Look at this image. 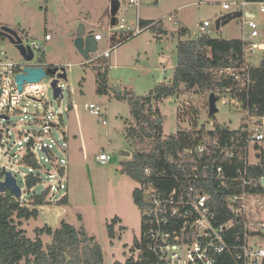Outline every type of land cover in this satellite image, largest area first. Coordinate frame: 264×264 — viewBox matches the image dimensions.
<instances>
[{"label": "rangeland", "instance_id": "rangeland-1", "mask_svg": "<svg viewBox=\"0 0 264 264\" xmlns=\"http://www.w3.org/2000/svg\"><path fill=\"white\" fill-rule=\"evenodd\" d=\"M242 1L141 0L138 16L158 22L159 29L148 27L140 34L113 41L108 13L110 0H0V32L4 26L14 28L25 43L42 42L46 32L50 33L52 38L46 41L44 51L37 50L35 61L43 57L44 61L64 67L66 71V78L59 77L58 81L63 96L55 97L50 85L42 100L31 99L27 112L11 114L9 119L0 122L3 127L0 163L16 176L22 199H29L31 194L41 193L51 185H54L53 199L69 196L67 205L39 206L37 218L22 219L21 227L29 237H36V227L45 224L58 227L65 220L78 228L84 226L97 238L104 251L105 264L125 261L133 253L134 241L142 233L143 215L134 197L139 183L122 170L123 160L131 157L125 156L123 151L132 154L125 132L131 111L123 93L128 88L134 95H146L160 82L171 80L178 65L177 44L190 36L181 33V28L195 36L200 32L198 24L208 20L211 25L206 31L211 36L240 39L243 16L219 27L216 21L227 13L241 10ZM224 3H230V8L224 9ZM246 10L264 24L259 4L248 1ZM137 13V8L127 2L119 15L126 17L127 24L135 25ZM171 16L174 19H169ZM81 23L86 31L94 30L104 37L89 59L74 44ZM110 46L111 56L99 57ZM0 50H4L10 60H24L9 38L0 39ZM98 67L107 68L108 93L98 92ZM117 88L122 92H117ZM183 99L201 109L199 127L204 125L213 130L215 125L221 124L234 130L243 123L245 111L239 102L235 104L232 100L234 105L225 104L220 97L218 111L210 115L209 108L203 106L204 98L190 91L158 103L165 134L175 133L179 126L190 127L189 118L178 119V106ZM91 102L100 104L104 114L96 115L87 110L86 104ZM46 123L49 126H45ZM31 137L43 168L34 169L42 181L28 191L25 175L31 171L22 157ZM42 143L54 153V159L45 153ZM103 151L111 155L105 165L96 159ZM258 153L264 154V141L257 147L249 146L250 163L259 161ZM115 217L119 221L114 227L115 238L111 239L107 226ZM42 238L44 242L50 241L48 235ZM261 242L264 244V238Z\"/></svg>", "mask_w": 264, "mask_h": 264}, {"label": "built area", "instance_id": "built-area-1", "mask_svg": "<svg viewBox=\"0 0 264 264\" xmlns=\"http://www.w3.org/2000/svg\"><path fill=\"white\" fill-rule=\"evenodd\" d=\"M119 1L117 23L111 25L109 21L113 41L130 38L149 27L142 25L138 16L141 0ZM127 2L138 10L135 25L127 24L126 17L119 15L122 5ZM247 2H240L241 10H238L243 16L242 51L238 65L220 71L222 78L234 83L213 91L217 100L221 97L225 104L234 105L233 100L235 104L239 102L242 105L245 116L238 128L240 133L230 142H222L220 134L206 136L179 151L177 158L170 159L172 166L162 173L145 168L150 182L138 181L137 189L142 191V204L138 206L142 210L143 225L141 236L135 239L140 248H136L134 243V254L137 256L145 250L151 255L153 264H264V244L261 242L264 238V175L253 170L259 161L250 163L248 159L249 146L264 141V115L256 114L249 104L244 106L239 95L249 91L251 67L264 58V24L257 21L251 11H245ZM254 3L259 4L264 14V1ZM223 8L229 9L230 3H224ZM210 25L208 20L200 22V32H207ZM51 38L47 33L42 42L23 41L33 50L31 60L24 58L16 62L6 58V52L0 50V122L9 119L11 114L27 112L31 99L42 100L46 96L53 76L39 82H26L20 90L16 75L28 65L50 66L46 61H35V58L37 50L44 51L46 41ZM103 38L100 32H95L98 42ZM111 51L110 46L99 57H109ZM86 109L96 115L104 114L103 107L94 102L86 104ZM0 134L3 137L1 123ZM238 155L242 162L234 172L232 167ZM257 155L260 160V153ZM96 159L105 165L111 160V155L103 151ZM6 171V166L0 163L2 181H5ZM0 199L25 200L22 194L17 197L8 188L0 191ZM220 201L227 204V212L231 214L228 220H221Z\"/></svg>", "mask_w": 264, "mask_h": 264}, {"label": "trees", "instance_id": "trees-1", "mask_svg": "<svg viewBox=\"0 0 264 264\" xmlns=\"http://www.w3.org/2000/svg\"><path fill=\"white\" fill-rule=\"evenodd\" d=\"M141 22L145 26L153 20L142 19ZM180 32L190 36L180 39L177 44L178 65L171 80L160 82L146 95H134L128 88L123 93L131 111V118L126 120L125 132L131 144L132 154L130 158L123 160L122 170L143 183L151 180L145 168L149 167L156 173H162L165 168L172 166L170 159L177 158L179 151L189 144H195L206 136L213 137L216 134L221 135L222 142H230L233 136L240 133L238 129L232 130L220 124L215 125L213 130L206 129L204 125L199 127L198 117L201 109L190 105L187 99H183L178 106V119L189 118L190 127L179 126L175 133H164L163 116L158 103L193 91L204 98L203 106L208 108L211 92L234 83L230 79L222 78L220 71L237 66L242 51L241 38H215L208 32H199L192 36L186 28H181ZM6 38L7 36L0 32V39ZM43 59L42 57L40 60L44 61ZM49 65L55 66V64ZM97 84L99 93L109 92L107 68L104 70L100 68L97 72ZM249 88L248 92L239 94L240 100L244 106L249 104L256 114L264 115V58L259 64L251 67ZM34 147V138L31 137L22 157V162L31 171L25 175L28 191L42 181L40 174L34 173V169L43 168L40 158L34 152ZM48 156L54 159V153L50 148H48ZM241 162L238 155L232 167L234 172L240 167ZM253 170L258 175H264V154H260V160ZM62 171L64 172V169ZM51 190L52 186H48L41 193L31 194L29 199L23 201L0 199V264L22 262L26 264H105L101 244L84 226L78 228L65 220H62L58 227L45 224L35 228V238L29 237L26 230L21 227L22 219L29 220L39 216V206L69 204L68 194L60 199H53ZM141 192L139 189L134 191L135 202L138 205L142 204ZM218 207L221 220L231 218L225 201H220ZM118 221L119 218L115 217L108 223L107 228L111 239L115 238L114 227ZM43 235H48L50 241L44 242ZM132 250L133 253L125 261L116 260L114 264H153V259L148 252L141 250L139 255L135 256V249L132 248Z\"/></svg>", "mask_w": 264, "mask_h": 264}, {"label": "water", "instance_id": "water-1", "mask_svg": "<svg viewBox=\"0 0 264 264\" xmlns=\"http://www.w3.org/2000/svg\"><path fill=\"white\" fill-rule=\"evenodd\" d=\"M120 8L119 0H111L110 3V23L111 25H115L117 23V12ZM253 15V14H251ZM242 16L241 11H235L227 13L220 18L217 19L216 25L219 27L221 24H225L229 22L233 18H238ZM1 32L4 33L7 38H9L15 46L20 50L23 57L27 60H31L34 56L33 50L30 46L26 47L23 43V38L20 33L11 27L4 26L1 29ZM74 44L76 48L80 51V53L86 58H90L91 52H95L98 48V40L95 39V31L89 30L86 31L85 26L81 23L77 30V36L74 40ZM53 76V80L51 82V87L53 89V93L55 97L63 96L62 87L58 85L59 77L66 78V71L64 67L60 66H49L48 68H44L43 66H26L22 72L16 75V82L20 90L23 89V85L26 82H39L45 77ZM58 76V77H56ZM117 92H122L119 88L116 89ZM208 108L210 115H214L218 111L217 107V96L214 92L209 94L208 100ZM159 122H162L159 120ZM49 126L48 123L45 126ZM52 125V124H50ZM2 139V134H0V140ZM42 149L48 155V149L45 145H42ZM125 156H131L130 151H123ZM5 181L0 179V191L6 190V188L10 189L17 197H20L22 194V189L19 186L16 176L12 173V171L7 170L5 173ZM135 247L140 248L138 242H135Z\"/></svg>", "mask_w": 264, "mask_h": 264}, {"label": "crops", "instance_id": "crops-1", "mask_svg": "<svg viewBox=\"0 0 264 264\" xmlns=\"http://www.w3.org/2000/svg\"><path fill=\"white\" fill-rule=\"evenodd\" d=\"M110 3H111V1H110ZM108 13H109V21H110V7H109V9H108ZM145 20H150V19H145ZM157 24H158V22H155V21H153L152 23H150V24H147V25H145V26H149V27H154L155 29H159L158 27H157ZM148 28V27H147ZM48 32H46V34H47ZM45 39V38H44ZM43 39V40H44ZM111 56V55H110ZM109 56V57H110ZM107 58V57H106ZM48 64H53V63H49L48 61H46ZM100 69V67H98V70Z\"/></svg>", "mask_w": 264, "mask_h": 264}, {"label": "flooded vegetation", "instance_id": "flooded-vegetation-1", "mask_svg": "<svg viewBox=\"0 0 264 264\" xmlns=\"http://www.w3.org/2000/svg\"><path fill=\"white\" fill-rule=\"evenodd\" d=\"M134 243H135V241H134Z\"/></svg>", "mask_w": 264, "mask_h": 264}]
</instances>
